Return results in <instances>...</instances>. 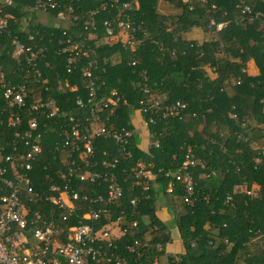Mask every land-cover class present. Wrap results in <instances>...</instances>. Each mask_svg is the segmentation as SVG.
<instances>
[{
	"label": "trees",
	"instance_id": "trees-1",
	"mask_svg": "<svg viewBox=\"0 0 264 264\" xmlns=\"http://www.w3.org/2000/svg\"><path fill=\"white\" fill-rule=\"evenodd\" d=\"M12 1V7L1 8V14L12 16L8 36L37 52L41 78L30 86L31 94L52 98L66 117L83 122L89 116L88 106L79 108L75 100L85 105L80 80L85 61L91 60L95 62L91 71L97 78L96 97L105 98L111 92L120 97L112 115H100V124L133 132L125 150L111 140L97 138L91 159L74 157L77 173H114L122 198L109 206L108 213L113 219L122 212L128 222H136V228H129L109 251L126 264H153L169 250L170 228L157 211L161 197L178 236L175 255L181 264H236L237 259L264 264V0H70L60 8L69 22L65 28L52 19L58 9L39 13L48 21L42 23L30 11L32 0ZM123 3L128 9L122 8ZM161 5L172 12H162ZM243 6L249 14L241 12ZM88 12L94 13V31L83 30ZM104 19L111 23L116 39H105L99 24ZM119 21L128 23L129 29L121 31ZM216 24H221L219 31ZM195 31L201 39L193 37ZM124 36L131 44L122 40ZM9 37L1 38L0 75L16 83L19 80L12 74L18 65L11 58ZM66 39L88 54L70 74L65 72V54L60 52ZM20 62L22 73L25 61ZM148 99L157 101L159 107L153 109V124L144 127L143 148L131 117L138 114L139 102L147 106ZM175 101L183 109L173 118H161V112ZM141 118L146 121L148 114ZM3 119L0 116V147L7 152L5 144H13V138ZM137 119L141 121L138 115ZM49 125L53 128L52 122ZM41 138V153L29 173L33 190L47 197L49 186L69 184L88 199L104 195L102 183L67 177L69 167L59 160L56 133L47 129ZM188 151L197 162L190 170L196 185L190 202L184 203L179 184L174 183L171 194L165 192L167 179L162 173L177 171ZM113 160V169L101 166ZM138 165L156 174L154 185L145 191L143 180L134 176ZM133 198L137 201L131 206ZM75 206L74 214L64 221L63 212L44 200L32 211L63 235L73 225L88 223L81 218L87 203L78 200ZM106 223L101 219L96 226ZM25 235L33 245L28 230ZM59 263L65 264L61 259Z\"/></svg>",
	"mask_w": 264,
	"mask_h": 264
},
{
	"label": "built area",
	"instance_id": "built-area-1",
	"mask_svg": "<svg viewBox=\"0 0 264 264\" xmlns=\"http://www.w3.org/2000/svg\"><path fill=\"white\" fill-rule=\"evenodd\" d=\"M32 1L33 6L30 11L47 14L58 9L52 17L55 24L64 27L69 23L61 10V4L70 0ZM72 1L77 3L79 0ZM12 5V0H0V44L4 35L9 37L7 28L12 19L9 13L1 14V8H10ZM122 8L128 9V4L123 3ZM66 11L70 12L71 6H67ZM241 12L250 13L247 6H243ZM93 15V12L87 13L88 18L83 22L84 31L96 29ZM256 16L257 14H255ZM73 20L76 21L77 17H74ZM99 24L105 31L106 40L116 39L112 25L108 20L104 19ZM211 24H214L213 21ZM117 26L121 31L129 29L128 23L121 21ZM215 29L219 31L221 24H216ZM32 38L31 35L27 36V41H33ZM122 40L127 44L132 42L127 36H124ZM9 42L12 47L11 58L18 65L17 73H13L12 77L17 78L19 82L5 80L3 74L0 75V116L4 118L6 126L12 130L13 138V144H5L10 151L5 152V148L0 147V264H60L59 259L65 264H126L109 251V249H115L114 243L129 228H136V222H128L122 212L119 213V217L113 219L108 213L109 206L122 198L121 187L114 173L109 171L77 173L78 164L74 158L79 155L85 157L86 160L91 159L94 155V141L97 138L111 140L122 152L125 150L133 132L125 127L110 126L106 128L100 124V115L104 113L112 115L120 97L115 92H111L105 98L96 97L97 78L91 71L95 62L86 60L80 80L83 90L86 92L85 105L79 98L75 100V105L79 108L88 106L89 116L85 117L81 123L71 115L66 117V113L59 110L52 98H43L40 92L31 94L30 86L41 78V72L35 61L37 52L15 38H10ZM58 43L61 45L62 41L59 40ZM64 43L66 46L61 48L60 52L65 54V72L70 74L80 59L87 58L88 54L80 50L78 45L72 43L70 39H66ZM21 59L25 61V70L22 73L20 71L23 64L20 62ZM46 66L47 64H44V67ZM139 104L140 109L137 115L141 119L143 127L153 124V109H157L159 103L148 99L147 106H144L142 101ZM183 107L180 102L175 101L169 105L166 111L161 112V118L165 116L173 118ZM141 114H148L146 121L141 118ZM105 118L107 119V117ZM50 122L53 123V128H50ZM47 129L52 130L59 137L60 146L56 148L60 154V162L69 167L67 177L69 179L74 177L78 181L91 184H104L105 193L103 196L88 199L85 194L73 191L69 184L49 186L47 192L51 194L47 197L44 192H36L32 189L29 173L33 170L36 157L41 153V137ZM84 163V165H88V161ZM115 163V160L110 164L102 162L101 166L113 169ZM196 164L197 162L192 160L188 151L177 171L163 172L162 176L167 179L165 192L171 194L174 183H177L184 193L183 202L189 203L196 185L190 170ZM134 176L143 180L142 190L145 191L149 185H154L156 174L144 170L142 165H138L134 170ZM41 200L58 207L63 212V221L74 214L75 203L78 200L86 202L87 209L81 218L88 223L73 225L61 235L52 222L47 223L41 220L39 214L32 211L33 206ZM136 201L137 199L133 198L129 203L134 206ZM101 219L107 223L97 227L96 225ZM38 224L40 226L35 227ZM26 230L29 231L34 241L33 245L26 239ZM128 250L132 251L129 247ZM158 250L159 247H157ZM163 256L167 260V264H181L173 253L165 252ZM153 264H156V261Z\"/></svg>",
	"mask_w": 264,
	"mask_h": 264
},
{
	"label": "rangeland",
	"instance_id": "rangeland-1",
	"mask_svg": "<svg viewBox=\"0 0 264 264\" xmlns=\"http://www.w3.org/2000/svg\"><path fill=\"white\" fill-rule=\"evenodd\" d=\"M159 10H165V9H163V6L161 5L159 7ZM162 12H164V13H171L172 11L169 10V9H167V10L162 11ZM33 14H34V16H35V14L37 15V17H38V19H39L40 22H42V23L48 22L46 20V18L44 17V15L39 14L37 12L36 13L34 12ZM136 114L135 113L132 114L131 120H132V123H133V126H134V132L137 134V136L140 137L142 146L144 148L146 146L145 131H144V127L142 125V122L139 119H137V115ZM162 203H163V200L160 197L159 200H158V203H157V211L159 212V215H161V213H162V219L164 221H165L166 218H165V216H163V212L166 213V217H167V220H166L167 222L166 223L169 225L170 235H171V238L173 240V237H176V230H175V228L173 226H171L172 225L171 223H168L172 219V216H171V214L169 212H166L164 210V207H163V204Z\"/></svg>",
	"mask_w": 264,
	"mask_h": 264
},
{
	"label": "crops",
	"instance_id": "crops-1",
	"mask_svg": "<svg viewBox=\"0 0 264 264\" xmlns=\"http://www.w3.org/2000/svg\"><path fill=\"white\" fill-rule=\"evenodd\" d=\"M193 37L194 38H197L198 40L201 39V34L198 32V31H195L193 33ZM249 68L251 69L252 71V66L250 65ZM165 210V209H164ZM158 215H159V212H158ZM160 218L162 219V213L161 215H159ZM163 216H165V223L167 222V217H166V213L163 212ZM168 223H171L172 224V219L168 222ZM172 226V225H171ZM179 251V240H178V236L176 234V237H173V240H172V245L170 246L169 250L167 249L165 252H169V253H173V254H176L177 252ZM156 264H167V260L164 258V256H160L159 259L156 261ZM236 264H244L241 260L237 259L236 261Z\"/></svg>",
	"mask_w": 264,
	"mask_h": 264
}]
</instances>
